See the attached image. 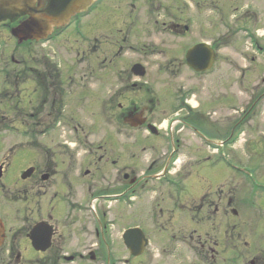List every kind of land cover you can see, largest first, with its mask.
I'll return each instance as SVG.
<instances>
[{
    "label": "flooded vegetation",
    "instance_id": "1",
    "mask_svg": "<svg viewBox=\"0 0 264 264\" xmlns=\"http://www.w3.org/2000/svg\"><path fill=\"white\" fill-rule=\"evenodd\" d=\"M30 1L33 12H27V7H24L27 0H13L16 5L18 3L21 5L19 11L24 12L17 14L14 20L7 19L0 22V202H21L27 208V197L32 203L43 192L47 195L48 185H56L52 195L45 196L49 200L44 202L42 212L39 213V220H35L26 230L27 264L115 263L112 247L108 241L110 223H107V214L112 215L110 208L113 205L111 203L124 206L128 201H141L143 190L145 192L154 190L155 193L156 186L161 183L169 188L172 187L173 190L169 192L168 198L150 197L149 203L153 207L149 209L155 213V215L152 213L154 225L160 227L157 231L161 232L159 238L169 240L170 244L167 250L157 248L156 253L158 254L151 255L153 262L156 264H189V258L193 252L200 264H240L238 248L242 235L238 223L239 212L234 207L236 198L234 194L231 198H224L227 200L226 207H219V201L224 202L221 198L222 193L219 194L221 190H207L213 186L210 183L213 181L211 177H217L221 172L218 169L222 165L223 152L226 147L232 146V143L236 141L235 131L240 129L246 115L252 114L251 116H253L257 113L258 105L264 99V90L261 91L262 86L264 87V77L256 85H243L246 67L242 69L239 63L233 59L234 57L232 59L224 58L227 61V71L223 70L225 64L222 67L217 65L221 56H224L222 52L226 47H229V41H224V36L233 34L234 31L230 33V30L235 29V27H226L224 31L223 21L226 17L229 18V14L226 12L227 8L231 6L234 8H232L234 11L232 18H235L234 20L239 23L241 21L248 23L251 17L255 18L257 16L255 9H249L248 5H244L243 11L239 12L237 5L245 0H201L196 2L198 6L204 1L206 3L204 5L211 6V10H214L219 16V19H216V24L219 23L217 25L221 27V29L219 28L220 32H217L214 37L207 38L206 17L199 18L191 14L192 0H184L183 9L180 10L177 6L176 8L179 10L176 12L173 9L175 5L164 6L159 2L156 6L151 4L154 10L161 9L163 14L151 18L153 20L152 31L146 32L145 35L143 30L148 27L143 26L142 23L149 22H141L142 17L135 5L137 0H129L125 3H123L125 0H115L119 4L116 8L112 6L113 0H105L102 3L105 5V10L103 7L101 9L107 14L98 17V20L94 9L99 8L100 0H94L86 11L88 14L83 12L70 15L68 18L64 16L52 18L47 12V0ZM147 1L152 3V0ZM169 2L171 3V1ZM86 17H89L91 28L88 32L84 31L85 28L83 29L84 21L80 22ZM33 18L36 20V26H31L28 34L33 35L34 38L27 39V29L23 31V25ZM102 19L103 21H101ZM99 20L103 23V40L107 45V49L102 55L99 53V41L95 35ZM43 24L48 26L45 33H41L37 28V25L42 26ZM239 29L244 31L245 36L247 30L255 32V28L249 23ZM90 35L92 39H88ZM39 36L43 38L37 40L36 37ZM85 39H88L87 48L90 49L89 51L83 49L84 43L81 41ZM258 40L264 49L263 40L261 38ZM10 46L12 47L10 48ZM23 46L27 48V52L23 54L27 55L28 53L30 60H35L38 63H27V56H24V59L16 60L13 54L16 50L21 51ZM35 47L38 49L34 51ZM196 48L198 52L193 55L191 51ZM207 49L213 54L210 66H207ZM62 50L66 54L65 56L61 53ZM80 50L82 52H79ZM75 51L76 54L82 55L83 60L86 54L90 57L91 63L89 62L87 68L90 72L87 73L90 74V79L87 80V87L91 86V91L88 96L96 98V101L100 103L97 105H101L95 113L104 110L102 114L100 113L101 115L99 114L101 120L105 123H109L108 120L111 122L114 120L117 123L118 121L132 120L136 126L142 127L141 133L146 134L144 139L147 142L151 143L152 140H155L159 142L158 146L162 145L163 154L167 158L160 161L156 158L151 159L152 156H150L145 161V166L139 170L138 175H135L134 170H131L132 167L120 159L118 149L112 151L110 147L111 151L105 155L101 154L102 156L100 155L101 157L92 167V164L88 166V164L77 163L72 158V153L75 150L74 145L69 148L66 147V143V146L64 145L60 151L65 159L51 163L43 161L39 165L26 166L25 169L19 168L18 174L20 172L22 174L26 169L30 172L24 179L20 178V182L18 178L15 179L17 183L21 184V188L17 194H14L11 185L15 171L11 166L13 158L17 154L14 156L13 153L22 152L23 154L24 151L27 153V144L45 146L35 141L27 143V140H32L29 137L31 130L27 129V118H31L35 113L27 112L26 106L23 104L27 96V89L32 85L29 81L34 83L37 81V87L33 88L31 96L37 93L36 89L40 91L39 97L36 96L34 99L40 101L42 109L36 114L42 113L53 119L60 118L62 111L70 105V100L78 103L80 102H77L78 97L82 94L79 90L76 91L79 86L75 85V65L68 61L72 58L69 53L74 54ZM238 52L232 54L239 55L240 52ZM241 53V56H247V54ZM57 54H59V58L55 57ZM245 57L242 59L247 61ZM263 73L261 74L264 75ZM101 74L103 78H99ZM210 75L216 76L217 81L228 89L230 99H233L235 91L240 93L241 86L244 88V92L250 91L249 93H251L252 99L249 98L247 101L245 115L242 114L239 118L232 117V115L227 116L228 121L232 118V123L229 122L230 127H226L228 131H226V139L222 136L223 129H225L222 124L220 125L222 139L219 138V131H216L214 136L210 135L207 131V122L210 123V121L207 120L202 105L198 100L193 101L195 104H192V98H196L198 93L202 94L203 86L208 82L207 77ZM27 80H29L28 86ZM90 82L92 83L90 84ZM99 83H103L104 93L101 91ZM96 86L98 89L94 88ZM135 93L133 98L131 95ZM30 97L27 98L28 102H31ZM229 108L235 109L236 107L230 106ZM159 113L161 116L158 115ZM157 115L160 116V120L163 117H168L176 126L180 124L182 129L192 131L194 137L210 152L204 151V153L195 154L189 146L182 143L184 134H181L179 129L176 131L174 129V133H172L173 129L170 125L165 128L159 127L160 123L154 121L157 120ZM93 116L92 114V118ZM95 116L98 115L95 114ZM14 118L22 121L19 122V126H14ZM93 121L100 124L94 118ZM198 125L200 128L197 127ZM99 127L101 130L100 125ZM108 127L110 126L107 125ZM15 129L21 130L20 150L18 143L13 140ZM45 133L46 131L43 130L40 135ZM76 133L77 128L74 127L72 135H75L74 138L78 140L80 135H76ZM102 139L106 143L111 141V139L107 140L109 139L108 133ZM113 139L116 138L113 137ZM227 139L231 143L223 142ZM116 141L119 147L125 145L120 144L118 139ZM101 146H97V149L100 150ZM150 147L151 150L148 153H152L153 149H156L155 145H150ZM46 151L52 152L51 148H46ZM185 152L189 165L195 167V171L198 172L191 178H189L190 172L185 171V175L181 173V166L173 168V165ZM23 162L22 157L21 161H18V165H22ZM98 176L103 180V185L97 184L95 179H99ZM107 178H113L114 182H111L114 184L124 181L125 185L123 188L114 187L115 191H109L105 187L106 183H110L106 180ZM76 182L81 185L77 187ZM191 184L194 188L193 191H191ZM79 190L84 195L80 205L71 198ZM66 193L69 196L63 199V196H67ZM129 194L136 196H128ZM160 203L166 204V207H157ZM57 206L60 209H56ZM185 213L189 216L191 224H176L180 220L176 218V215L180 216ZM208 216L210 218H207ZM159 221L163 223L155 224ZM0 223L3 228V241L0 248L8 247L4 264H24L22 255L19 252L15 253L18 245H15L13 235L9 233L1 212ZM37 224H41L42 249H35L30 238L31 232ZM192 225H195L196 228L191 233H185L186 229L183 226ZM136 227L142 231L146 238V245L139 255L135 256L130 253L122 239L123 233L121 234V242L131 259L149 254L147 248L151 243L143 225L128 226L122 232ZM178 227L180 228L178 229ZM10 238L11 241L8 240ZM171 244L174 245L171 246ZM176 244H178L177 247L181 246L180 254L177 249H174ZM171 247L172 249H170ZM223 248L231 251L230 256L223 257ZM223 258L226 261H223ZM255 258L249 264L264 263V259L259 256ZM127 261L128 259L125 258L122 262L127 264Z\"/></svg>",
    "mask_w": 264,
    "mask_h": 264
},
{
    "label": "rangeland",
    "instance_id": "2",
    "mask_svg": "<svg viewBox=\"0 0 264 264\" xmlns=\"http://www.w3.org/2000/svg\"><path fill=\"white\" fill-rule=\"evenodd\" d=\"M104 1L105 0H100V3L98 4L99 8H95V12L93 11L95 16L97 17V20L98 17H103L107 14V12L104 11L105 5H102ZM113 1L114 3L112 4V6L113 8H116L119 4L116 3L115 0ZM128 1L129 0H125L123 3ZM169 1H171V3ZM198 1L201 0H192V5L190 6L192 12L191 14L194 17H206L207 23H205V25L207 27V38L214 37L217 32H220L219 28L221 29V27L217 25L219 23L216 24V19H219V16H217V13L214 10H211V6L204 5L206 4L204 3V1L203 3L200 2L201 5L197 6L196 2ZM158 2L164 6L171 5L172 7L173 5H175L173 6V9L176 12V10L178 11L179 9H183L182 6L185 1L152 0L151 3L147 0H137L135 5L137 6L138 12L142 17L141 22H149L147 24L142 23L143 26L148 27L143 30L144 35L146 32L152 31L153 20L151 18L153 16H157L158 14H163L161 9L159 11H156L154 10V7H151V4H155L156 6ZM207 3H209V1H207ZM244 5H248L249 9H255L257 16L255 18L251 17L248 23L250 26H253L255 28V31L258 32L264 42V0H245L243 2L241 1L240 4L237 5L239 6V12L243 11L242 8L244 7ZM147 6H149V8H147ZM177 6L179 7V9L176 8ZM102 7L104 10L101 9ZM232 8V6L230 8H227L226 12L227 14H229V18L227 19L226 17L224 19L223 26L224 31L226 27H235V29L230 30V33L232 31H234V33L224 36V41H229V47H226L225 50L222 52V55L224 56H221V59L219 60L217 65H220V67H222V65L225 64L223 70L227 71L228 67L226 66L227 61H225V57H228L229 59H232V57H234L233 59H235L237 63H239V66L246 67L247 72L245 71V81L243 85H256L261 80V78L264 77V75L261 74L264 70V52L257 53L254 48L251 47L250 40L247 38L248 36H246V38L243 37V32L240 31L239 27H242L243 25H248V23L247 21H241L239 23V21L237 22L236 20H234L235 18H232V15L234 14ZM236 13L237 11L235 12V14ZM83 21V29L85 28L84 31H90L91 28L89 26V17L80 20V22ZM101 21H103V19ZM102 25L103 23L99 20L98 29L95 32L97 40L99 41V53H101V55L103 54L104 50L107 49V45H105L103 40L104 32ZM250 34L251 33H247L249 37ZM88 39H92V36H88ZM88 39L81 41L84 43L83 49H86L87 51L90 50L89 48H87ZM11 47L12 46H10V48ZM37 49L38 47H35L34 51ZM236 51L240 52H238L239 55L232 54ZM25 52H27V48L23 46L21 51L16 50L13 55L16 60L24 59V56H27V63H38L35 62V60L31 61L28 53L27 55L23 54ZM79 52L82 51L80 50ZM241 52H243V55L247 54V56H241ZM61 53L64 56L66 55L63 50L61 51ZM69 54L72 58L68 61L73 62L76 69V78H74L75 85L79 86L78 88H76V91L79 90L82 94L78 97L79 100H77V102H80L75 103L74 101L70 100V105L66 106L67 108L65 109L63 104L64 111H62V115L60 118L53 119L44 116V114L42 113L36 114L42 109V106H40V101L34 99L36 96L39 97L40 91L39 89H36L37 93L34 96H31V91H33V88L37 87V81L36 83H34L33 81L27 80V86L29 85L28 81L31 82L32 85L30 88L27 89V96L25 97L23 104L24 106H26L27 112H35L31 118H27V129L31 130V135H29V137L32 138V140H27V143H33L35 141L41 143V145L44 144L45 146L42 145V147H40L38 144H27V153L25 151L23 152V154L22 152L13 153L14 156L17 154L13 158V163L11 166L15 171L11 185L14 194H17L18 190L21 188V184L15 181L16 178H18L19 182L21 181V172L18 174L20 170L19 168L22 167L23 169H25L26 166L28 167L33 165H39L43 161L51 163L52 161L65 159V157H62V155L60 154V151L63 149L62 147H64V145L66 146V143V147L69 148L74 145L75 150L72 153V158L75 159L77 163L80 162V164L83 163L84 165L88 164V166L92 164V167L102 155H105V153L108 154L111 151L110 147L112 148V151L118 149V151L120 152V159L125 162L126 165L132 167L131 170H134L135 175H138L139 170L143 166H145L144 163L147 159L150 158V156H152L151 159L156 158L160 159V161H162L163 159L165 160L167 158V156L163 154L162 145L158 146L159 142L155 140H152L151 143L147 142L144 139V135L146 134L141 133L142 127L136 126V124L132 120L120 122L118 121V123L114 120L113 122L108 120L109 123H105V121L101 120L99 114H102L104 110H100V113H95L96 110L100 109L101 105H97V103L99 102L96 101V98L94 99L91 98V96H88L89 92L91 91V86L89 88L87 87V80L90 79V74H87L90 73L87 69L89 62L91 63L90 57H88V55L86 54V57L83 60L82 55L76 54V51L74 52V54ZM55 57L59 58V54L55 55ZM242 57L247 58V61L242 59ZM68 61L67 63L70 64V62ZM80 76H82V78H80ZM99 78H103V75L101 74ZM207 79L208 82L205 83V85L203 86L202 94L200 95L198 93L196 98H192V104H195V102L193 101L198 100V102L202 105L205 111V115L207 116V120L210 121V123L207 122V131L210 133V135L214 136V134H216V131H219V138L222 139L220 131V125L222 124L223 127H225V129H223L224 133L222 136L226 139V134L228 132L226 130V127L229 128L230 123H232V118L228 121L226 119L227 116L232 115V117L239 118L242 114L245 115L244 112L247 109V101L249 98H251V93H249L250 91L244 92V89L240 87L239 91L241 93L239 94L237 91H235V93L233 94V99H230L229 91H227L228 89L224 87L223 84L221 85V83L217 81L218 79L216 76L210 75L207 77ZM91 83L92 82H90V84ZM99 86L101 88V91L104 93L105 89L103 83H99ZM94 88L98 89L97 86ZM245 89L247 90L248 88ZM262 90H264L263 86L261 88V91ZM135 95L136 93L131 96L134 98ZM28 97H30L29 99H31V102L27 101ZM230 106H235L236 108L230 109ZM258 106L259 109H257V113L255 115L251 116L252 114H248L245 116V119H243L242 121L243 124L239 127L240 131L237 129L239 133H236L237 130L235 131L236 141L232 143V146L226 147L225 152H223L225 153V157H222V165L218 169L221 172L217 175V177H211L213 178V181L210 183L213 186L210 188L208 187L209 189L207 190H221L219 194L222 193L221 198L223 200L224 198H231L233 194L236 198V205H234V207L239 212L238 223L240 225V231L242 235L238 248L240 264H249V262L256 256H259L261 259H264V100ZM32 107L34 108V110ZM92 114L94 115L93 118L95 119V121L100 122V124H96L93 121ZM95 114L98 116H95ZM158 115L161 116L160 113ZM160 116H158L157 118V120L159 119V121L154 120L160 123L159 127L165 128V126L168 127V125H170L173 129L172 133H174V129L175 131L179 129L181 134H184V142L182 143H184L186 146H189L192 151L195 152V154L198 155L200 153H204V151H206L207 153L210 152L207 148L202 146L201 143L194 137L192 131L182 129L180 127V124L176 126L175 123L173 124L172 119H168V117H163L160 120ZM19 122L22 121H18L15 118L13 119V123H15L14 126H19ZM93 123L94 126H92ZM99 125L101 126V130H99ZM107 125L110 127L107 128ZM74 127L77 128L76 135H80V139L78 140L74 138L75 135H72ZM197 127L200 128L199 125ZM16 130L17 129H15L13 140L14 142L18 143L19 149L21 147L22 142L21 130H18L17 132ZM43 130L46 131V133L44 135H40ZM106 133L109 134V139L107 140L111 139V141H108V143L104 142L102 139ZM113 137L118 139L120 144L125 145L123 147H119L117 145L118 142L116 141V139H113ZM150 145L156 146V149L154 148L152 153H148L151 150ZM97 146H101L99 148L100 150L97 149ZM46 148H51L52 152L46 151ZM119 149H121L122 151ZM186 154L187 153L185 152L181 155L179 160L175 163V165H173V168L176 169L181 166V173L185 175V171L190 172L191 176L189 178H191L194 177L195 174L198 172L195 171V167L189 165V160ZM25 156L26 158H24ZM22 157L24 162L22 163V165H18V161H21ZM66 159L68 158L66 157ZM226 160H228V164ZM229 165L235 166L238 170H234ZM97 174L100 176L99 173ZM95 180L97 181V184L100 183L101 185H103L104 183L103 180L100 179V177L99 179L97 178ZM106 180L110 181V183L105 184V187L109 191L114 190V187L123 188V185H125L123 183L124 181L118 184L112 183L114 182L113 178H107ZM75 185L78 187V185L80 186L81 183L76 182ZM55 186V184L48 185L47 195H45L43 192L42 195L40 197H36L35 200L32 201V203L29 202V198L27 197V208L21 202H0V204H2L0 205V212L3 216L4 223L9 233L13 235V241L15 245H18V248L15 249V253L19 252L22 255V263L24 264H27V241L25 238L26 230H28L29 225L34 223L35 220H39V213L42 212L43 204L48 199L45 198V196L50 197L53 191H55ZM192 186L193 185L191 184V191L194 190ZM172 190V187L169 188L168 186L161 183L156 186L155 193L154 190L148 191L149 193L143 190L141 192V201H128L127 204L124 206L111 203L113 205L112 208H110L112 215H110V217L109 214H107V223H110V234L108 241L110 242L112 247V256L113 258H115V263L112 264H124V262L122 261L125 258L128 259L127 264H156V262H153V258L151 257V255L158 254L156 253L157 248H165L167 250L170 241L167 239L159 238V233L161 232L158 233L157 231L160 227H156L154 225V221L152 219L154 217L153 214L155 215V213L154 211H152V209H149L150 207H153V205L149 203L150 197L168 198L169 192H171ZM67 194L68 193H66V195ZM130 195L134 197L136 196L133 194H129L128 196ZM68 196L69 195L63 196V199L68 198ZM83 197L84 195L81 190L77 191V193L75 192V195L71 196V198L74 199L76 204L78 205L81 204ZM226 201L227 200H224V202L219 201V207H226ZM161 206L166 207V204L160 203L157 207ZM61 207H63V205H61ZM56 209H60L59 206H57ZM211 211L212 209L209 212L211 213ZM176 218L180 219L179 222H177L176 224H191L189 216L186 213L181 214L180 216L176 215ZM207 218L210 217L208 216ZM157 223L163 222H155V224ZM199 224L202 223L199 222ZM132 225H143L146 233L149 235L151 240V243L147 248L149 254H145L141 258L131 259L128 251L125 249L124 245L121 242V234L123 233L122 231L126 227ZM179 228L180 227H178V229ZM183 228L186 229L185 233L188 234L191 233L196 227L195 225H192L186 227L183 226ZM168 233L170 234L171 232ZM8 240L11 241V238ZM173 245L174 244H171V246ZM177 245L178 244L174 246V249H177L180 254L181 246L177 247ZM7 249L8 247L0 248V264H4V261H6L5 257L7 255ZM170 249H172V247ZM230 252V250H225V248H223V257L225 258L228 255L230 256ZM224 258L223 261H226V259ZM189 261V264H200L198 262V258L196 257V255H194L193 252L190 255Z\"/></svg>",
    "mask_w": 264,
    "mask_h": 264
},
{
    "label": "water",
    "instance_id": "3",
    "mask_svg": "<svg viewBox=\"0 0 264 264\" xmlns=\"http://www.w3.org/2000/svg\"><path fill=\"white\" fill-rule=\"evenodd\" d=\"M48 1V7L47 12L51 15L52 18H58L64 16L65 18H68L70 15H73L78 12L85 11L88 6L93 2V0H47ZM31 1L27 0V4L24 5V7H27V12L32 11L31 9ZM21 8V5L18 3L17 5L13 2V0H0V21L10 19L14 20L16 18L17 14L23 13L24 11H19ZM33 12V11H32ZM36 20L29 19L27 24L25 23L23 25V31L27 29V39L28 38H34L33 35L28 34V32L31 29V26H36ZM31 24V25H29ZM37 28H39V31L41 33H45L48 26L43 24L37 25ZM41 36V35H40ZM36 37V38H42V37ZM198 52V49H193L191 53L194 55ZM208 52V59H207V66H210L213 60V54L210 50L207 49ZM206 66V67H207ZM208 68V67H207ZM29 171H27L26 174L23 175V177H26L29 175ZM41 224H37L30 235V238L32 239V244L35 247V249H42V242L43 238L41 236ZM0 236H1V229H0ZM126 247L130 251L132 255H139L143 249V247L146 245V238L144 237L142 231L138 228H131L124 232L122 236ZM1 242V238H0Z\"/></svg>",
    "mask_w": 264,
    "mask_h": 264
}]
</instances>
